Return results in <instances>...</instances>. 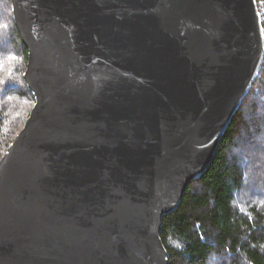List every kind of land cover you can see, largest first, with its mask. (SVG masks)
<instances>
[{"label":"water","instance_id":"water-1","mask_svg":"<svg viewBox=\"0 0 264 264\" xmlns=\"http://www.w3.org/2000/svg\"><path fill=\"white\" fill-rule=\"evenodd\" d=\"M35 102L0 159V264H169L163 218L264 62L257 0H11Z\"/></svg>","mask_w":264,"mask_h":264},{"label":"trees","instance_id":"trees-1","mask_svg":"<svg viewBox=\"0 0 264 264\" xmlns=\"http://www.w3.org/2000/svg\"><path fill=\"white\" fill-rule=\"evenodd\" d=\"M10 1L0 0V159L35 102ZM162 224L169 264H264V62L209 167Z\"/></svg>","mask_w":264,"mask_h":264},{"label":"built area","instance_id":"built-area-1","mask_svg":"<svg viewBox=\"0 0 264 264\" xmlns=\"http://www.w3.org/2000/svg\"><path fill=\"white\" fill-rule=\"evenodd\" d=\"M258 8L260 11L261 18H264V0H257Z\"/></svg>","mask_w":264,"mask_h":264}]
</instances>
